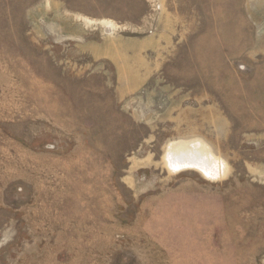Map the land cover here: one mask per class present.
<instances>
[{"label": "rangeland", "instance_id": "1", "mask_svg": "<svg viewBox=\"0 0 264 264\" xmlns=\"http://www.w3.org/2000/svg\"><path fill=\"white\" fill-rule=\"evenodd\" d=\"M0 264H264V0H0Z\"/></svg>", "mask_w": 264, "mask_h": 264}, {"label": "bare ground", "instance_id": "2", "mask_svg": "<svg viewBox=\"0 0 264 264\" xmlns=\"http://www.w3.org/2000/svg\"><path fill=\"white\" fill-rule=\"evenodd\" d=\"M171 156V155H170ZM187 161L185 162L184 160H179V162H181L182 161V164H188L189 166H191V165H193L195 162H194V160L195 161H197L198 160V158L197 157H190V158H187L186 159ZM202 160V159H201ZM195 164H197V165H199V166H202V167H204V165H200V163L198 164V163H195ZM205 164V163H204ZM206 165V164H205ZM195 166V165H194ZM200 168V167H199ZM205 168H207V166H205ZM214 171H215V169H213ZM212 170V171H213Z\"/></svg>", "mask_w": 264, "mask_h": 264}]
</instances>
